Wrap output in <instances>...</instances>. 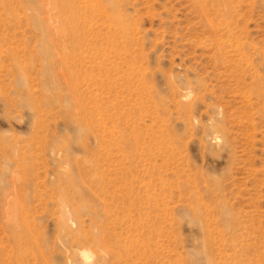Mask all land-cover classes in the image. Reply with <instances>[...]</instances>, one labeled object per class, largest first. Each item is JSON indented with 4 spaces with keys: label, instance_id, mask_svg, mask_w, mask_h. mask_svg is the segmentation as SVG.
Returning <instances> with one entry per match:
<instances>
[{
    "label": "rangeland",
    "instance_id": "374dc122",
    "mask_svg": "<svg viewBox=\"0 0 264 264\" xmlns=\"http://www.w3.org/2000/svg\"><path fill=\"white\" fill-rule=\"evenodd\" d=\"M0 264H264V0H0Z\"/></svg>",
    "mask_w": 264,
    "mask_h": 264
}]
</instances>
